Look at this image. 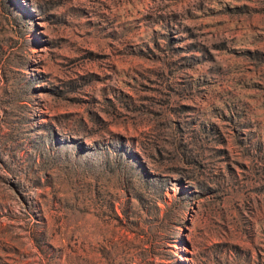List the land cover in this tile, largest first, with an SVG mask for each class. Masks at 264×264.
<instances>
[{"label": "rangeland", "instance_id": "rangeland-1", "mask_svg": "<svg viewBox=\"0 0 264 264\" xmlns=\"http://www.w3.org/2000/svg\"><path fill=\"white\" fill-rule=\"evenodd\" d=\"M0 264H264V0H0Z\"/></svg>", "mask_w": 264, "mask_h": 264}]
</instances>
